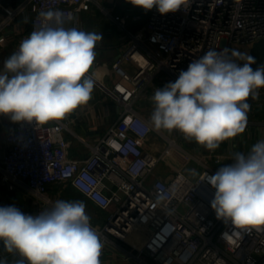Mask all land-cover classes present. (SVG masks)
Wrapping results in <instances>:
<instances>
[{
  "label": "built area",
  "instance_id": "1",
  "mask_svg": "<svg viewBox=\"0 0 264 264\" xmlns=\"http://www.w3.org/2000/svg\"><path fill=\"white\" fill-rule=\"evenodd\" d=\"M0 9V44L5 42V29L17 20L28 22L14 51L39 27V13L47 10H59L66 19L74 17L68 25L76 23L82 13L97 9L129 44L110 65L116 80L107 94L119 114L100 137L94 141L79 138L63 120L43 125L19 122L6 135L0 178L25 186L34 200V208L25 214L35 216L51 208L54 201L48 197V188L62 184L102 212L114 208L100 227L93 226L104 244L101 260L112 239L124 241L144 226L148 236L142 247L126 257L138 264H146L143 257L154 264H264V225L230 241L222 239V233H231L232 226L215 218L210 206L215 190L200 181L201 174L213 175L217 170L184 152L165 131L153 130L134 108L154 79L174 82L181 70L209 49L264 41V0H191L190 7L166 15L153 8L145 26L134 32L127 29L123 16L110 14L99 0H0ZM139 19L138 15L131 18L133 22ZM65 133L80 140L83 156L71 155V140ZM152 134L165 143L158 155L143 147ZM174 150L202 166L195 179L183 170L155 175ZM208 159L217 167L230 158L213 153Z\"/></svg>",
  "mask_w": 264,
  "mask_h": 264
},
{
  "label": "clouds",
  "instance_id": "2",
  "mask_svg": "<svg viewBox=\"0 0 264 264\" xmlns=\"http://www.w3.org/2000/svg\"><path fill=\"white\" fill-rule=\"evenodd\" d=\"M145 12L176 13L191 0H127ZM74 17L59 10L39 13V27L21 40L0 70V115L14 123L47 124L63 120L92 98L95 80L89 75L103 40L96 31L66 27ZM236 49H209L181 70L174 82L156 88L149 117L153 130L178 131L209 151L246 130L249 99L264 88V65ZM233 163L200 181L215 190L210 206L215 218L232 231L230 241L264 225V139ZM0 243L15 264H101L104 244L92 226L83 201L56 200L50 209L29 215L14 205L0 206ZM0 264H8L0 258Z\"/></svg>",
  "mask_w": 264,
  "mask_h": 264
},
{
  "label": "crops",
  "instance_id": "3",
  "mask_svg": "<svg viewBox=\"0 0 264 264\" xmlns=\"http://www.w3.org/2000/svg\"><path fill=\"white\" fill-rule=\"evenodd\" d=\"M8 2L9 0H1ZM104 3L106 10L112 15H121L125 18L126 27L134 32L143 28L147 22V14L141 8H137L128 3L127 0H99ZM2 10L0 9V21L2 19ZM138 15L140 19L136 22L131 20L132 16ZM66 27H77L85 31H96L102 35L103 40L98 43L95 51L97 53L96 59L89 70V75H92L95 80V87L92 93V98L87 105L80 106L77 110L70 113L63 119L68 122L69 129L79 138L94 141L100 137L106 129L112 125L118 118L119 109L113 102L107 91L112 83L116 80V76L111 72L110 65L113 60L122 54L128 48V39L120 32L116 25L111 23L99 10L92 9L90 12L82 13L79 20L74 24H66ZM28 27L26 20H17L13 25L5 29V42L0 44V70L3 69V62L14 52V45ZM233 49L246 52L250 55V49L245 51L240 46H233ZM168 82H162L161 78L154 79L151 84L140 94L136 103H138L136 111L147 121L153 111V103L151 96L156 88H163ZM264 95L262 89L259 90L258 99H249L251 110L248 113V124L243 133H239L236 137L230 138L220 144L219 148L214 151H209L206 148L198 145L194 141L186 140L178 131L168 132L165 134L174 138L176 142H185L191 150L199 154L196 157L190 152L193 158L200 160L202 163L208 165L210 154H218L230 159L226 160L222 166L233 163L232 157L236 152L247 154L252 145L258 140L264 139ZM135 103V104H136ZM134 104V106H135ZM150 122V121H149ZM17 123H14L6 115H0V156L7 150L5 144L6 135L13 129ZM65 136L70 137L71 148L70 153L73 157H81L84 154L80 140L70 134L65 133ZM165 143L161 138L152 134L145 140L143 147L146 151L158 155L163 150ZM180 146V144L178 143ZM182 149V147L180 146ZM165 169L183 170L186 162L193 161L189 158L184 162V155L178 151L172 152L170 158L167 159ZM198 165V164H197ZM199 166V165H198ZM201 167L202 170V166ZM48 197L52 201L66 200V201H83L86 204L87 214L91 217L92 226L95 224H103L109 211L102 212L90 204L81 194L69 186L62 184H53L48 188ZM14 205L23 213L26 210L34 208V200L28 194L25 186H15L12 183L1 180L0 178V206ZM50 209V208H47ZM96 211L101 212L102 217H98ZM148 236L147 229L138 227L130 232L124 241L112 239V245L106 249L105 256L101 260V264H138L134 260H127L128 254H136L146 237ZM0 258L7 259L8 264H15L21 257L19 254H8L4 251L2 243H0ZM146 264H154L146 257H143Z\"/></svg>",
  "mask_w": 264,
  "mask_h": 264
},
{
  "label": "rangeland",
  "instance_id": "4",
  "mask_svg": "<svg viewBox=\"0 0 264 264\" xmlns=\"http://www.w3.org/2000/svg\"><path fill=\"white\" fill-rule=\"evenodd\" d=\"M101 4L104 5L103 2H101ZM253 46H240V47L244 48L245 51L246 50L248 51L250 49V53H251ZM231 49H233V48H231ZM137 106H138V103L135 104L134 108L137 109ZM178 143L180 144V146L182 147L183 150L190 152V154L193 156L200 157L199 154H197L195 151L191 150V148L185 142H179L178 141ZM184 160H185L184 162H186L185 156H184ZM165 165H166L165 162H161V164L156 168V170L154 172L155 175L162 176V177L166 176L169 173V169L168 170H167V168L165 169ZM209 165L211 167H213L215 170H218V167L214 166L212 164V162H209ZM184 166H185L183 169L184 174H186L187 176H189L192 179H195L199 175V173L201 172V167H199L195 161L186 162ZM113 210H114V208L110 209L109 212H112ZM100 213L101 212L96 211L97 216L101 218L102 215ZM104 218H106V217H104ZM101 225L102 224L100 223L98 225L95 224L93 226L100 227Z\"/></svg>",
  "mask_w": 264,
  "mask_h": 264
},
{
  "label": "trees",
  "instance_id": "5",
  "mask_svg": "<svg viewBox=\"0 0 264 264\" xmlns=\"http://www.w3.org/2000/svg\"><path fill=\"white\" fill-rule=\"evenodd\" d=\"M250 56L255 60V63L252 65L253 68L264 65V41L254 44Z\"/></svg>",
  "mask_w": 264,
  "mask_h": 264
},
{
  "label": "water",
  "instance_id": "6",
  "mask_svg": "<svg viewBox=\"0 0 264 264\" xmlns=\"http://www.w3.org/2000/svg\"><path fill=\"white\" fill-rule=\"evenodd\" d=\"M9 3L11 2V0L8 1Z\"/></svg>",
  "mask_w": 264,
  "mask_h": 264
}]
</instances>
